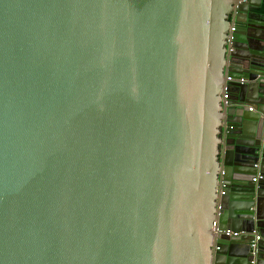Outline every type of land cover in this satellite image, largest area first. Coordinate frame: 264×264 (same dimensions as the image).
I'll use <instances>...</instances> for the list:
<instances>
[{
    "label": "water",
    "instance_id": "95a60500",
    "mask_svg": "<svg viewBox=\"0 0 264 264\" xmlns=\"http://www.w3.org/2000/svg\"><path fill=\"white\" fill-rule=\"evenodd\" d=\"M237 2L0 0V264H250L256 235L264 264V0Z\"/></svg>",
    "mask_w": 264,
    "mask_h": 264
},
{
    "label": "built area",
    "instance_id": "2783aa9c",
    "mask_svg": "<svg viewBox=\"0 0 264 264\" xmlns=\"http://www.w3.org/2000/svg\"><path fill=\"white\" fill-rule=\"evenodd\" d=\"M247 1L249 0H238L237 2V5L236 7L238 8L239 6L245 4ZM233 17L234 18L237 14V11H234L233 12ZM234 31H235V26H233V28L230 30L229 32V36H228V40H227V43L230 47V52H232L233 50L231 49L232 48V45L234 43ZM228 81H232L231 78H227ZM246 81L244 79H241L238 81V83L240 84H244ZM227 99H228V93H227V90H226V94L224 95V101L225 103L227 102ZM260 177V176H259ZM258 179H254L253 181L256 182ZM222 187H224V184H222ZM221 195H224V192L221 193ZM219 233L223 234L225 237L227 238H238L241 236V233L239 232H232L230 230H226V231H220ZM261 240V237L259 235H256L254 237V241L251 243V249H252V253H251V259H250V264H257V243L260 242Z\"/></svg>",
    "mask_w": 264,
    "mask_h": 264
},
{
    "label": "crops",
    "instance_id": "0c3cea01",
    "mask_svg": "<svg viewBox=\"0 0 264 264\" xmlns=\"http://www.w3.org/2000/svg\"><path fill=\"white\" fill-rule=\"evenodd\" d=\"M262 97H264V96H262ZM254 177H255V179H256V178L258 179V178H259V174H257V175L254 176ZM263 244H264V243H263Z\"/></svg>",
    "mask_w": 264,
    "mask_h": 264
}]
</instances>
